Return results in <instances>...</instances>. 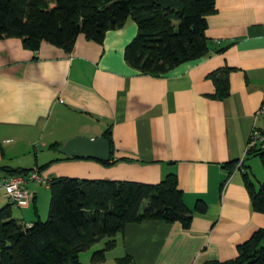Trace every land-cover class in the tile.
<instances>
[{
    "label": "crops",
    "instance_id": "crops-1",
    "mask_svg": "<svg viewBox=\"0 0 264 264\" xmlns=\"http://www.w3.org/2000/svg\"><path fill=\"white\" fill-rule=\"evenodd\" d=\"M215 5L207 17L209 52L161 76L141 73L125 60L137 33L132 18L109 30L102 44L80 35L70 52L49 42L33 50L20 38H0V180L19 167L37 169L44 179L27 183L32 199L1 196L0 209L10 206L12 218L22 223V217L30 226L47 213L46 206L37 208L38 184L50 190L55 177L156 184L175 173L193 211L191 225L160 219L129 223L100 264H120L125 256L131 258L126 264H204L237 257L238 246L264 229V213L253 209L243 177L248 171L253 175L246 161L250 135L255 127L264 131V116H257L264 100V0ZM226 74L228 95L214 97L215 76ZM108 128L111 164L65 159L50 147L76 136L101 137ZM37 145L50 156L42 165ZM32 153L28 166L12 162ZM50 198L51 190L49 206ZM200 200L203 212L196 210ZM102 246L81 253L82 263L93 264L92 253Z\"/></svg>",
    "mask_w": 264,
    "mask_h": 264
},
{
    "label": "trees",
    "instance_id": "trees-1",
    "mask_svg": "<svg viewBox=\"0 0 264 264\" xmlns=\"http://www.w3.org/2000/svg\"><path fill=\"white\" fill-rule=\"evenodd\" d=\"M215 4L216 0H0V38H20L33 50L49 42L70 52L80 35L102 44L109 30L122 28L132 18L137 33L125 48V60L141 73L161 76L209 52L207 17L216 12ZM215 84L214 97L228 95L227 74L215 76ZM110 134L108 128L103 136L112 152ZM50 147L58 150L61 144ZM246 156H258L264 167L262 144L248 149ZM33 170L9 169L22 175ZM243 177L253 209L264 213V181L257 186L250 171ZM49 184L45 221L28 226L12 218L10 206L0 209V264H83L81 253L102 243L91 256L93 264H100L129 223L160 219L180 221L188 228L193 218L175 173L156 184L70 177H55ZM205 209L198 201L196 210ZM130 260L125 256L119 263ZM204 264H264V229L240 244L234 259Z\"/></svg>",
    "mask_w": 264,
    "mask_h": 264
},
{
    "label": "built area",
    "instance_id": "built-area-1",
    "mask_svg": "<svg viewBox=\"0 0 264 264\" xmlns=\"http://www.w3.org/2000/svg\"><path fill=\"white\" fill-rule=\"evenodd\" d=\"M258 115L264 116V100L257 112V116ZM257 144H262L264 146V134L255 127L250 135L246 153L248 149ZM243 161L244 158L239 161V168L242 167ZM30 180L44 182V179L40 176V173L37 169L33 170L28 175L15 174L0 180V197L5 196L14 202L32 199L33 195L26 186Z\"/></svg>",
    "mask_w": 264,
    "mask_h": 264
},
{
    "label": "water",
    "instance_id": "water-1",
    "mask_svg": "<svg viewBox=\"0 0 264 264\" xmlns=\"http://www.w3.org/2000/svg\"><path fill=\"white\" fill-rule=\"evenodd\" d=\"M59 151L65 156L79 159L91 158L108 161L111 158V145L105 136L97 138L76 136L66 141Z\"/></svg>",
    "mask_w": 264,
    "mask_h": 264
},
{
    "label": "rangeland",
    "instance_id": "rangeland-1",
    "mask_svg": "<svg viewBox=\"0 0 264 264\" xmlns=\"http://www.w3.org/2000/svg\"><path fill=\"white\" fill-rule=\"evenodd\" d=\"M33 148V147H32ZM38 149V154H39V163L42 165L46 162H48V160H50V156L48 155V157H44V152H42V147H39V145H37L36 147ZM59 150V149H58ZM32 151L34 152V149H32ZM55 151V155L59 156V151ZM32 159H34V153H32V156H22V157H15L13 158L14 164H20L17 162H23L22 164H25L24 166H28L27 164H30L32 162ZM30 161V163H29ZM248 164L252 165V170H253V175L252 177L254 178L255 183L257 184V186L259 185L260 182L264 181V167L262 165L261 159L258 156H249L248 159L246 160ZM33 166V165H31ZM34 181L30 180L28 183L32 184ZM40 186L41 192L38 190L37 192H39L40 194V201L38 202L37 208H39L40 212L43 211V206L47 207V213L46 215H44L42 218L43 221H45L48 217V212H49V199H48V194H50V190L46 189V183H39L38 184ZM37 190V189H36ZM39 196V195H38ZM2 200L5 198H1ZM148 203L147 200H145L143 207L146 206V204ZM14 210L17 209L15 206L13 208ZM32 210L36 213L35 207H32ZM16 216H21L20 214H22V212L20 213V211L18 212L17 210L15 211ZM22 217H19L20 222H24L23 219H21ZM89 251V250H88Z\"/></svg>",
    "mask_w": 264,
    "mask_h": 264
}]
</instances>
